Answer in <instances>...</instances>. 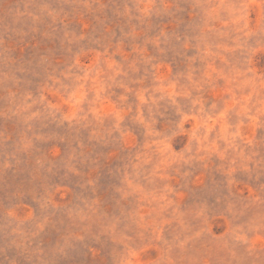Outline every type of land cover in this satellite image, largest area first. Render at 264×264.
I'll list each match as a JSON object with an SVG mask.
<instances>
[{
	"label": "rangeland",
	"instance_id": "obj_1",
	"mask_svg": "<svg viewBox=\"0 0 264 264\" xmlns=\"http://www.w3.org/2000/svg\"><path fill=\"white\" fill-rule=\"evenodd\" d=\"M0 264H264V0H0Z\"/></svg>",
	"mask_w": 264,
	"mask_h": 264
}]
</instances>
